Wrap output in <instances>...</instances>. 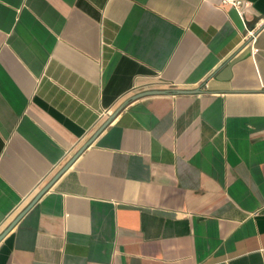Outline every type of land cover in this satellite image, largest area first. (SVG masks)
<instances>
[{
    "label": "crops",
    "instance_id": "crops-1",
    "mask_svg": "<svg viewBox=\"0 0 264 264\" xmlns=\"http://www.w3.org/2000/svg\"><path fill=\"white\" fill-rule=\"evenodd\" d=\"M123 105L0 264H264V0H0V234Z\"/></svg>",
    "mask_w": 264,
    "mask_h": 264
},
{
    "label": "water",
    "instance_id": "water-1",
    "mask_svg": "<svg viewBox=\"0 0 264 264\" xmlns=\"http://www.w3.org/2000/svg\"><path fill=\"white\" fill-rule=\"evenodd\" d=\"M170 91L168 90H151V91H145L143 93H140L135 96L134 99L144 97L147 95H158V94H167ZM175 94H188V93H195L197 91H188V90H173L172 91ZM124 107L121 106L117 111H115L111 117L98 129V131L95 133L92 139H90L74 156V158L68 162L65 167L56 175V177L46 186L44 187L38 195L35 197V199L17 216V218L0 234V241L13 229V227L19 222V220L30 210V208L42 197V195L52 186V184L70 167V165L73 163V161L94 141V139L101 133L107 125L110 124V122L113 120V118L117 115V113Z\"/></svg>",
    "mask_w": 264,
    "mask_h": 264
},
{
    "label": "built area",
    "instance_id": "built-area-1",
    "mask_svg": "<svg viewBox=\"0 0 264 264\" xmlns=\"http://www.w3.org/2000/svg\"><path fill=\"white\" fill-rule=\"evenodd\" d=\"M224 4H230L237 9H242L246 6V0H222ZM250 37L254 38V35L251 34ZM254 53H257L259 50L257 48L253 49Z\"/></svg>",
    "mask_w": 264,
    "mask_h": 264
}]
</instances>
